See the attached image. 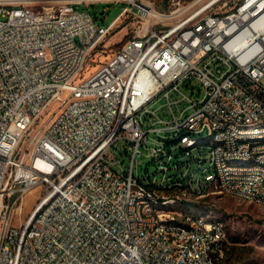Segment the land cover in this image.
<instances>
[{"label": "built area", "instance_id": "1", "mask_svg": "<svg viewBox=\"0 0 264 264\" xmlns=\"http://www.w3.org/2000/svg\"><path fill=\"white\" fill-rule=\"evenodd\" d=\"M42 1L0 0V264H185V247L196 249V264H237L219 261L227 245L219 225L191 218L175 232L183 247L171 249L148 232V225L171 229L162 227L170 211L142 203L133 212L132 198H179L157 197V189L219 183L264 200V169L218 166L219 157L264 161V146L247 148L246 134L254 133L220 127L222 118L264 117V0H168L163 10L136 0L108 26L78 6L119 0H55L36 10ZM127 18L129 39L82 79ZM120 71L135 73V81L125 84ZM184 102L177 114L173 105ZM181 126H191L181 143L154 138V130ZM199 130L231 147L187 149ZM119 143L127 147L120 156L130 153L127 169L108 157ZM148 143L154 171L139 175ZM160 145L166 158L157 156ZM209 163L215 177L184 175L185 166ZM72 172H80L76 183ZM159 174L167 175L165 186L156 185ZM35 189L41 198L21 219Z\"/></svg>", "mask_w": 264, "mask_h": 264}, {"label": "bare ground", "instance_id": "2", "mask_svg": "<svg viewBox=\"0 0 264 264\" xmlns=\"http://www.w3.org/2000/svg\"><path fill=\"white\" fill-rule=\"evenodd\" d=\"M120 80H125V84H132L135 81V73L130 71H120ZM199 126H206V119H199ZM220 127H229L235 130L236 134H246L247 148H259L264 146V117L261 119H248L239 122L236 118L220 119ZM261 131V132H255ZM163 133V134H162ZM191 134V126H181L177 130L157 129L154 130V138L162 139L168 145H176L181 143L186 136ZM213 144L218 148L231 147V140L217 133L208 130H199L195 135L187 140V149H194L198 146ZM157 156L166 158L167 145H160L157 148ZM219 167L234 169H264V161L256 160V157H237L226 158L219 157ZM200 173L203 178H212L216 176V163H209L206 169H201V165H191L184 167V175H193ZM80 180V172H72L69 176V183H76ZM167 183V175L158 181L156 185L165 186ZM225 194L240 198L242 200L264 206V200H258L255 196L246 193H237V196L231 190H226V185L219 183L207 184L202 187L190 188L188 184L177 183L175 190L157 189V197H179L154 201V196H141L132 198L133 212L142 211V203H149L150 209L155 212H169V217L162 220V227L171 228L166 230H157V225H148V232L154 234L156 240H164L169 244L171 249H179L183 247V238L176 237L175 232H183L184 224H191V218L204 219L206 226H220V231L226 237V229L222 221L215 217H211L205 210L207 197L211 195ZM181 198V199H180ZM207 198V199H206ZM206 199V200H205ZM185 204H196L195 209L182 211ZM195 211V212H192ZM181 216V221L180 220ZM227 240V237H226ZM226 250L219 253V261H227ZM210 256L218 257V247H210ZM184 263L196 264V249L193 247L184 248Z\"/></svg>", "mask_w": 264, "mask_h": 264}, {"label": "rangeland", "instance_id": "3", "mask_svg": "<svg viewBox=\"0 0 264 264\" xmlns=\"http://www.w3.org/2000/svg\"><path fill=\"white\" fill-rule=\"evenodd\" d=\"M55 0H43L37 5H34L36 10H41L43 6L54 2ZM136 0H119L115 2H101L91 4L89 7L79 5V10H88L95 18L98 24L108 26L115 17L121 12L124 7H131L132 2ZM152 1V0H144ZM168 0H153L152 3L157 9H165ZM131 31L130 20L125 19L119 27L108 36L101 46L89 59L84 70L82 79L87 78L96 71L98 66L106 63L112 55L120 49ZM195 82L193 81V85ZM184 94L190 95V91L186 88L182 89ZM173 97L172 100L180 98ZM164 104L160 101L155 107ZM187 106L184 102L179 104L178 109L173 105L174 111L178 114V110H182ZM165 116V115H164ZM163 134V133H162ZM148 149L142 148L143 156L140 157L137 163L138 173L142 175L146 171V167L150 166V173L154 171L151 164L150 147ZM127 148L125 145L119 143L117 149L111 148L108 151V157L111 160L118 159V164L127 169L130 166V153L120 156V150ZM164 174H159L156 180L160 181ZM41 189L33 190L25 200V206L21 215V219H25L37 204L38 199L41 198ZM208 198V199H207ZM206 208L211 217H215L223 222L226 229L227 245L226 255L229 263L237 264H264V206L251 203L240 198L217 194L207 197ZM194 206L185 204L182 211L193 210ZM195 212V211H192ZM19 223L15 226L18 227Z\"/></svg>", "mask_w": 264, "mask_h": 264}, {"label": "trees", "instance_id": "4", "mask_svg": "<svg viewBox=\"0 0 264 264\" xmlns=\"http://www.w3.org/2000/svg\"><path fill=\"white\" fill-rule=\"evenodd\" d=\"M130 36H131L130 34L127 35V38H126V40L124 41V43L129 39ZM121 47H122V46H121ZM121 47H120V48H121ZM191 205H192V206H198V205H196V204H191Z\"/></svg>", "mask_w": 264, "mask_h": 264}, {"label": "water", "instance_id": "5", "mask_svg": "<svg viewBox=\"0 0 264 264\" xmlns=\"http://www.w3.org/2000/svg\"><path fill=\"white\" fill-rule=\"evenodd\" d=\"M195 88H196L197 90H199V87H198V86H195Z\"/></svg>", "mask_w": 264, "mask_h": 264}, {"label": "crops", "instance_id": "6", "mask_svg": "<svg viewBox=\"0 0 264 264\" xmlns=\"http://www.w3.org/2000/svg\"><path fill=\"white\" fill-rule=\"evenodd\" d=\"M153 1V0H152Z\"/></svg>", "mask_w": 264, "mask_h": 264}]
</instances>
